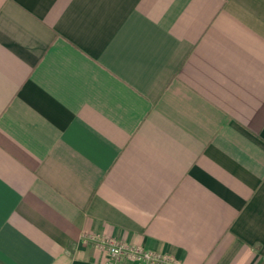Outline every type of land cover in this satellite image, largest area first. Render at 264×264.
I'll list each match as a JSON object with an SVG mask.
<instances>
[{
	"label": "crops",
	"instance_id": "crops-1",
	"mask_svg": "<svg viewBox=\"0 0 264 264\" xmlns=\"http://www.w3.org/2000/svg\"><path fill=\"white\" fill-rule=\"evenodd\" d=\"M91 235L264 264V0H0V264Z\"/></svg>",
	"mask_w": 264,
	"mask_h": 264
},
{
	"label": "built area",
	"instance_id": "built-area-1",
	"mask_svg": "<svg viewBox=\"0 0 264 264\" xmlns=\"http://www.w3.org/2000/svg\"><path fill=\"white\" fill-rule=\"evenodd\" d=\"M87 240L108 252L109 259L106 264H125L129 259L136 261L137 264H180L172 255L155 253L141 246H131L114 238L91 235Z\"/></svg>",
	"mask_w": 264,
	"mask_h": 264
}]
</instances>
